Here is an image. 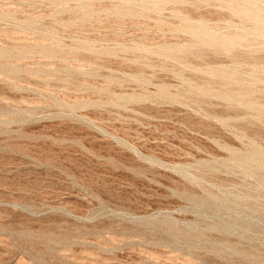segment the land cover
<instances>
[{
    "label": "rangeland",
    "instance_id": "1",
    "mask_svg": "<svg viewBox=\"0 0 264 264\" xmlns=\"http://www.w3.org/2000/svg\"><path fill=\"white\" fill-rule=\"evenodd\" d=\"M0 264H264V0H0Z\"/></svg>",
    "mask_w": 264,
    "mask_h": 264
},
{
    "label": "bare ground",
    "instance_id": "2",
    "mask_svg": "<svg viewBox=\"0 0 264 264\" xmlns=\"http://www.w3.org/2000/svg\"><path fill=\"white\" fill-rule=\"evenodd\" d=\"M227 42V41H226ZM232 43V42H231ZM234 43V42H233ZM228 45V44H227Z\"/></svg>",
    "mask_w": 264,
    "mask_h": 264
}]
</instances>
